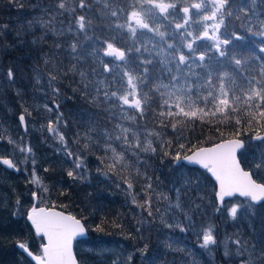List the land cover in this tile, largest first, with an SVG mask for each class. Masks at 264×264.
<instances>
[{
	"label": "rangeland",
	"instance_id": "1",
	"mask_svg": "<svg viewBox=\"0 0 264 264\" xmlns=\"http://www.w3.org/2000/svg\"><path fill=\"white\" fill-rule=\"evenodd\" d=\"M95 1L114 4V0ZM120 5L110 17L105 16V29L93 40L88 37V47H82L77 33L85 32L91 15L83 11L79 21L69 18L59 27L72 34L67 41L69 56L88 55L98 68L90 73L99 96L108 104L106 111L111 112L112 125L103 131L106 144L102 148L107 147L112 158L127 160L125 152L153 146L158 131L138 120L147 95L157 97L166 116L185 119L225 111L239 99L256 102L258 108L264 105V0H120ZM234 22L241 26L234 27ZM112 45L126 52L124 60L106 56ZM4 63L0 52V157L12 158L21 174L13 179L0 166V228L10 224L2 236L16 235L13 243L2 238L0 250L6 255L5 264H32L15 252L14 243H24L42 255L43 240L25 233L22 224L14 221L26 220L33 194L38 206L54 207L55 201L38 168L28 132L19 126L17 115L25 114L24 102ZM32 73L38 94L33 103H40L43 118L38 124L29 121V128L40 126L44 159L55 155V162L58 158L61 164L71 161L73 177H82L83 158L72 153L64 133L68 126L61 108L65 104L60 100V111L53 107L59 102L57 84L41 69ZM247 144L240 160L258 181L264 180V140L251 139ZM176 168L180 186L171 194L156 195L152 203L160 229L154 231L146 222L141 225L157 233L152 248L96 238L79 241L76 251L83 260L90 256L86 264H264V203L253 205L236 197L217 213L211 197L216 189L205 175L185 165ZM217 215L222 230L215 221Z\"/></svg>",
	"mask_w": 264,
	"mask_h": 264
},
{
	"label": "trees",
	"instance_id": "2",
	"mask_svg": "<svg viewBox=\"0 0 264 264\" xmlns=\"http://www.w3.org/2000/svg\"><path fill=\"white\" fill-rule=\"evenodd\" d=\"M121 7L120 0H114L112 6L98 4L95 0H0V52L5 68L13 75L11 81L16 82L22 96V111L24 109L26 115L19 113L17 116L25 115L27 138L36 153L38 168L48 183L54 207L83 222L89 233L87 241L94 238L107 243L125 241L149 250L156 241L157 233L152 234L141 225L146 222L154 231L160 229L161 222L156 220L152 203L156 195L171 194L179 185L175 162L198 148L232 138L242 139L247 148L248 141L264 133V105L258 108L256 102L239 99L225 111H211L185 119L166 116L157 103V97L147 95L143 115L138 116V120L147 128L158 131L153 146L150 149L132 148L133 152H125L127 160L112 158L108 148H102V144H106L103 131L112 125L108 116L111 112L106 111L108 104H104V98L99 96L95 76L90 73L94 69L98 71V68L93 66L95 63L88 59V55H77L73 59L69 56L67 41L72 34L63 32L59 27L66 24L69 18L79 21L80 15H91L85 32L78 30L77 33L79 42L85 48L89 46L88 37L93 40L105 29V16L110 17ZM48 12L51 16L46 15ZM43 14L50 24L43 21ZM240 26L234 22V27ZM33 69L39 72L41 69L57 84L58 101L65 104L61 108L62 118L68 126L64 133L73 147L72 153L80 155L85 165L82 177H73L71 161L67 165L61 164L58 158L55 162V155L44 159L46 150L43 147L46 146L42 142L40 126L29 128V121L38 124L43 118L40 103H33L38 95ZM192 169L203 173L215 187L207 172ZM9 173L13 179L20 178V174ZM259 181L264 183L263 179ZM211 197L218 213L214 192ZM215 221L222 230L224 227L218 215ZM16 223L22 224L21 230L25 233L35 234L27 219L14 221ZM9 225L0 228V242L2 238L7 243L14 242L15 234L2 236ZM14 250L19 252L16 246ZM76 256L80 264H86L90 258L88 255L83 260L78 251ZM159 257L167 261L165 255ZM5 259L6 255L3 256L0 250V264H5ZM23 259L26 258L23 256Z\"/></svg>",
	"mask_w": 264,
	"mask_h": 264
},
{
	"label": "water",
	"instance_id": "3",
	"mask_svg": "<svg viewBox=\"0 0 264 264\" xmlns=\"http://www.w3.org/2000/svg\"><path fill=\"white\" fill-rule=\"evenodd\" d=\"M105 54L108 57L125 58V52L115 46H109ZM23 130H26L24 115L19 116ZM264 139V133L255 136V141ZM245 142L232 138L194 150L178 159L176 166L186 165L206 170L216 186L215 198L221 208L225 201L235 196L250 197L254 204L264 201V184L257 182L249 170L244 169L238 153ZM0 164L16 174L19 170L10 158H0ZM36 203V197H34ZM36 236L44 239L42 255L35 254L24 243L18 242L17 249L33 264H79L75 254V242L88 238V231L80 219L57 208L34 205L27 215ZM209 238L208 241H211Z\"/></svg>",
	"mask_w": 264,
	"mask_h": 264
},
{
	"label": "flooded vegetation",
	"instance_id": "4",
	"mask_svg": "<svg viewBox=\"0 0 264 264\" xmlns=\"http://www.w3.org/2000/svg\"><path fill=\"white\" fill-rule=\"evenodd\" d=\"M60 102H58L57 104L56 103H53V107L55 108V109H59V111H60ZM30 152V150L28 151V153ZM34 203V202H33ZM37 204H38V199H37Z\"/></svg>",
	"mask_w": 264,
	"mask_h": 264
},
{
	"label": "bare ground",
	"instance_id": "5",
	"mask_svg": "<svg viewBox=\"0 0 264 264\" xmlns=\"http://www.w3.org/2000/svg\"><path fill=\"white\" fill-rule=\"evenodd\" d=\"M0 158H3V157H0ZM0 166L2 167V169H4L8 174H10L9 173V171H7L1 164H0Z\"/></svg>",
	"mask_w": 264,
	"mask_h": 264
}]
</instances>
